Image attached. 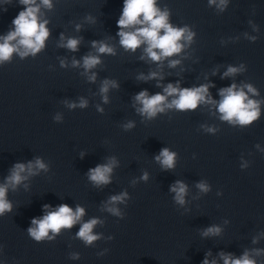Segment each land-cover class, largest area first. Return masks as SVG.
I'll return each mask as SVG.
<instances>
[{
    "label": "water",
    "instance_id": "water-1",
    "mask_svg": "<svg viewBox=\"0 0 264 264\" xmlns=\"http://www.w3.org/2000/svg\"><path fill=\"white\" fill-rule=\"evenodd\" d=\"M123 3L52 0L51 9L41 8L50 31L46 47L0 64V184L18 162L40 157L48 165L9 187L12 210L0 215V264H203L206 256L223 264L221 252L239 257L264 249V103L260 118L242 127L220 120L211 104L194 111L167 109L147 119L134 102L144 89L151 95L177 81L181 87L211 82L216 100L221 88L251 83L259 95L250 97L264 101V0H228L223 11L208 0H157L173 26L188 25L195 32L193 42L162 65L141 59L143 46L133 52L119 44ZM23 7L19 0H0V37L14 27ZM61 34L81 38L79 50L60 47ZM93 41L115 48V55H101V64L92 69L95 82L72 65L73 58L82 64L84 55L96 54ZM173 59L180 63L170 67ZM241 64L244 71L224 77L229 66ZM151 71L162 73L159 86L157 79L138 78ZM104 79L119 85L109 89L107 103L99 91ZM81 97L87 107L68 106ZM129 122L134 127L126 129ZM165 147L177 154L172 169L155 159ZM113 157L111 182L94 185L89 169ZM177 180L188 185L183 205L171 191ZM200 181L209 184L207 193L197 188ZM124 191L126 201L116 205L123 217L104 210L111 196ZM65 203L73 210L84 207L83 221L99 217L94 232L101 238L85 245L76 236L77 224L53 240L34 241L27 231L32 219ZM212 225L221 233L203 235ZM72 253L80 258H70ZM253 256L264 264V252Z\"/></svg>",
    "mask_w": 264,
    "mask_h": 264
},
{
    "label": "clouds",
    "instance_id": "clouds-1",
    "mask_svg": "<svg viewBox=\"0 0 264 264\" xmlns=\"http://www.w3.org/2000/svg\"><path fill=\"white\" fill-rule=\"evenodd\" d=\"M7 2V0H5ZM209 5H216L223 11L228 4V0H208ZM19 3L24 7L19 11L18 15L12 20L14 27L8 33L0 37V64L6 61H11L14 54H18L21 58L29 55L35 56L46 47V41L50 36L48 21L41 20V8H52V0H19ZM7 9H5L6 11ZM170 13L167 9L161 10L157 6V0H124L123 10L117 21L119 31V44L125 50L135 52L143 46V55L141 59H147L162 65L163 61L180 54L182 50L193 42L195 32L188 25L183 27L173 26L169 21ZM91 19V17H89ZM81 26L77 25V30ZM255 41L256 37H250ZM81 38L67 37L61 34L60 47L67 48L70 51H78ZM93 48L96 54L88 53L80 60L73 58L72 65L74 67H82L88 80L95 82L97 73L92 69L101 64V55H115V48L106 41H93ZM66 60L61 61V66H66ZM180 63V60H170L169 66L175 67ZM245 70V66L241 64L239 67L229 66L224 73V77L235 75ZM142 80L157 79L163 80V75L159 71H151L147 75L141 73L138 77ZM214 84L211 82L193 87H181L180 82L168 83L163 88V92L149 94L147 89L138 92L134 97L137 112L145 116L147 119H152L158 113H164L167 109H176L178 111H194L201 104H211L216 111L219 112V119L227 121L232 125L249 126L257 121L261 116L260 105L264 101L256 100L250 97L259 95L258 90L251 84L245 83L237 85L232 83L230 86L219 90L220 99H214L210 94V88ZM119 87L118 83L112 79H104L100 93L102 94L105 103L108 102L107 93L110 88ZM169 97L171 99L169 100ZM88 101L81 97L77 102H70V108L77 106L85 108ZM99 111H103L98 107ZM57 120L61 117L57 115ZM126 129L134 127V122H129L124 126ZM206 127V131L215 133V127ZM259 147V145H257ZM176 153L169 148H162L155 159L160 163L165 170L172 169L176 163ZM117 164L113 157L108 163L99 164L94 168L89 169L88 178L96 186L107 185L111 182V174L114 166ZM247 162L242 167H247ZM48 165L45 161L37 157L35 160L27 163L18 162L6 177V181L0 184V215L6 211L12 210V204L7 199L9 187L15 188L21 184L29 176L35 175L39 170H47ZM142 179H148V173L145 172ZM197 188L204 193L210 190V186L205 181L197 183ZM171 191L175 193L174 200L176 203L183 205L188 193V185L177 180L172 186ZM128 192L124 191L120 194L113 195L104 204V210L114 216L123 217V213L116 205L126 201ZM45 209L52 208L51 205H44ZM85 216V208L77 205L75 210L68 204H61L55 207L54 210L46 211L42 217H34L31 221V226L27 229L29 236L36 242H42L45 239L53 240L62 229H71L79 224V230L76 233L77 238L82 240L85 245H92L96 240L101 238V234L94 232L95 227L102 223L99 217H93L87 221H83ZM83 221V222H82ZM222 229L218 225L209 226L204 230L203 235H219ZM51 233L52 235H49ZM258 237L254 239V243L258 242ZM264 252V249L246 250L242 256L234 257L231 253L221 252L220 256L223 264H258L254 258ZM210 256L211 253L209 252ZM72 259H79V253H72ZM203 264H218L217 260H209L206 256Z\"/></svg>",
    "mask_w": 264,
    "mask_h": 264
}]
</instances>
